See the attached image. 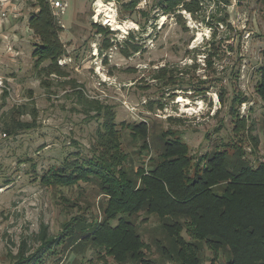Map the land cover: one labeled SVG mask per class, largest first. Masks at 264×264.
<instances>
[{"label": "rangeland", "instance_id": "374dc122", "mask_svg": "<svg viewBox=\"0 0 264 264\" xmlns=\"http://www.w3.org/2000/svg\"><path fill=\"white\" fill-rule=\"evenodd\" d=\"M58 1L66 10L57 11L52 5L51 9L62 29L60 39L66 58L59 60L66 77H48L41 68L36 69L33 53L38 39L31 30L26 28L24 37H19L15 33L20 30H12V21L0 25V45L5 44L3 39L7 41L8 30L12 41L23 43L14 48L21 53L19 57L2 55L0 65V264L13 261L22 243L31 255L39 250L43 228L47 227L48 236L56 237L76 216H84L89 223L102 222L108 198L94 183L73 188L41 184V177L63 165L65 159L73 161L79 154L91 156L90 147L104 121L91 118L98 113L92 102L112 110L129 157L126 168L130 173L141 167L150 169L149 159L159 156L158 139L165 131L175 132L187 145L195 164L204 154L224 149L234 137L229 111L238 92L247 102L237 111L254 128L253 135L264 139V103L256 92L259 69L264 65V0H229L227 5L224 0H208L203 10L206 18L228 17L227 25L213 27L207 25L208 20L202 22V15L198 21L185 12L180 13L182 21L173 14L163 15L155 0H137L135 7L130 6L133 0ZM12 2L21 10L23 16L16 22L22 27L38 13L36 0ZM101 5L108 10L109 19L104 9L98 12ZM216 27V72L206 71L203 56L198 58L199 68L187 69L194 66L189 52L211 40ZM130 35V43L139 47L138 53L124 45ZM125 52L131 54L126 56ZM166 65H177L185 72L180 75L184 85L174 92V98L153 79L154 72ZM199 79L210 82L205 85L207 94L196 93ZM223 89L226 104L219 100ZM159 102L165 105L164 110L159 109ZM150 103H155L153 110ZM28 122L35 126L22 130L20 123ZM122 123H147L152 150L143 151L142 140L132 139L131 131L124 130ZM244 148L254 166L263 158L262 149L254 156L249 143ZM135 219L138 233L153 248L151 257L161 260L152 245L154 238L166 244V233L156 231L160 220L154 215ZM84 245H75L72 250L55 246L63 250L58 264H116L112 257H102L104 253L100 255L94 244ZM57 259L51 257L46 264H54ZM162 263L173 264L166 258ZM208 263L206 260L204 264Z\"/></svg>", "mask_w": 264, "mask_h": 264}, {"label": "trees", "instance_id": "16d2710c", "mask_svg": "<svg viewBox=\"0 0 264 264\" xmlns=\"http://www.w3.org/2000/svg\"><path fill=\"white\" fill-rule=\"evenodd\" d=\"M207 1L155 0V4L163 15L173 14L180 21L183 20L180 13L185 12L197 21L202 15V22L208 20L209 27L227 25L228 17L206 18L203 10ZM224 1L226 5L229 3ZM36 4L38 13L29 18V28L38 39L33 53L35 67L41 68L48 77H66L58 62L66 58L60 39L61 26L47 0H36ZM138 4L133 0L130 6ZM217 29L211 40L189 52L193 54L194 66L187 69L199 68L198 58L203 56L206 71H214ZM99 30L106 32L100 26ZM132 39L130 35L124 45L138 53L139 47L130 43ZM44 64L47 66L42 67ZM259 70L261 79L256 92L264 103V65ZM154 73L156 83L173 93V98L174 92L184 85L180 75L185 72L177 65H166ZM207 83L210 82L199 79L194 87L196 93L207 94ZM225 94L224 89L219 94L223 104H226ZM79 95L83 96L81 92ZM232 100L229 114L233 119L234 137L224 149L204 154L195 164L187 145L175 132L165 131L158 139L161 153L149 159L150 169L141 167L131 173L126 168L129 157L122 147V133L112 110L92 102L97 105L98 113L91 118L104 121L90 147L91 156L79 154L73 161L65 159L63 165L41 177V184L73 188L81 183H94L108 198L102 222L89 223L84 216H76L64 224L62 234L56 237L48 236L47 227L43 228L39 250L31 255L26 243H22L9 264H46L51 257L58 258L54 262L58 264L63 250L58 251L55 246L72 250L81 244H94L100 255L104 253L102 257L110 256L116 264H163V258L173 264H204L206 260L208 264H264V139L253 135L254 128L237 111L247 99L238 92ZM154 106L155 103H150L149 109L153 110ZM158 106L160 110L165 109L162 102ZM173 120L177 119L170 118ZM261 124L264 128V120ZM121 125L131 131L132 139L142 140L143 151L152 150L147 123ZM34 126L30 122L20 123L22 130L28 131ZM247 143L251 155L257 156L263 150V158L256 160L255 166L246 157L244 145ZM140 215H154L160 220L156 231L166 233V244L154 238L152 245L161 254V260L151 257V244L145 243L138 233L135 218ZM112 222L117 225L112 226Z\"/></svg>", "mask_w": 264, "mask_h": 264}, {"label": "crops", "instance_id": "0c3cea01", "mask_svg": "<svg viewBox=\"0 0 264 264\" xmlns=\"http://www.w3.org/2000/svg\"><path fill=\"white\" fill-rule=\"evenodd\" d=\"M3 6L5 7L6 10L9 11V17L7 20L0 21V25L3 23L10 24V22L12 21L14 26H15L14 29H12V30H15V28H19V30H20V32H16L15 35L18 34L19 37H24V33H25L26 28H27V30L30 31L29 21H27V25L23 24V27L20 26V24L16 22V20L23 15L21 14V10H18L17 5L13 4L12 0H9L8 2L3 3ZM5 26L6 27H4V28L7 29L8 26L7 25H5ZM1 29H2V27H1ZM0 33H2L1 30H0ZM9 33H10V30L7 31L8 36L5 37V39H7V41L3 39V43H5V44L3 46H2V44L0 45V65H3V64H1L3 57H4L2 55H5L6 58H10V59L11 58L14 59V57H19L21 55L20 52L16 51V49L14 51V48L16 47V45H22L23 43L22 42L19 43L18 41H15V40L12 41V39H11L12 34H9ZM8 44H11V45L8 46Z\"/></svg>", "mask_w": 264, "mask_h": 264}, {"label": "built area", "instance_id": "2783aa9c", "mask_svg": "<svg viewBox=\"0 0 264 264\" xmlns=\"http://www.w3.org/2000/svg\"><path fill=\"white\" fill-rule=\"evenodd\" d=\"M9 0H0V21H4V20H7L8 17H9V11L5 9V7L3 6V3L5 2H8ZM51 5L52 7L55 9V10H61L62 12H64L66 10V6L64 7L63 4H61L60 1L58 0H47ZM60 63V65H64L62 64V62L59 60L58 61ZM2 84L0 83V88H2Z\"/></svg>", "mask_w": 264, "mask_h": 264}, {"label": "bare ground", "instance_id": "6f19581e", "mask_svg": "<svg viewBox=\"0 0 264 264\" xmlns=\"http://www.w3.org/2000/svg\"><path fill=\"white\" fill-rule=\"evenodd\" d=\"M99 7V6H98ZM104 9V11H106L107 13H106V15H105V17H107L108 19H109V17H108V10L107 9H105V6H100V9H99V11L98 12H100L101 10H103ZM110 15V14H109ZM98 16V15H97ZM99 17V16H98Z\"/></svg>", "mask_w": 264, "mask_h": 264}]
</instances>
